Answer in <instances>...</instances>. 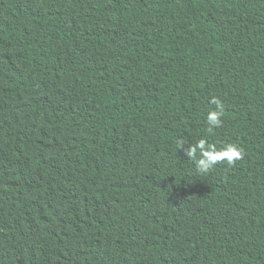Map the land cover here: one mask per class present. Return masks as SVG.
I'll return each mask as SVG.
<instances>
[{"label": "trees", "instance_id": "1", "mask_svg": "<svg viewBox=\"0 0 264 264\" xmlns=\"http://www.w3.org/2000/svg\"><path fill=\"white\" fill-rule=\"evenodd\" d=\"M0 264H264V0H0Z\"/></svg>", "mask_w": 264, "mask_h": 264}, {"label": "clouds", "instance_id": "2", "mask_svg": "<svg viewBox=\"0 0 264 264\" xmlns=\"http://www.w3.org/2000/svg\"><path fill=\"white\" fill-rule=\"evenodd\" d=\"M211 103L216 105V110L210 111L206 118L209 132L213 128L222 126L221 116L223 115V105L220 101L213 98ZM185 155L195 162L198 174L202 175L221 162H226L228 166H234L235 162L242 157V149L236 144H228L223 149L217 150L214 145L208 144L205 139H200L185 151Z\"/></svg>", "mask_w": 264, "mask_h": 264}]
</instances>
